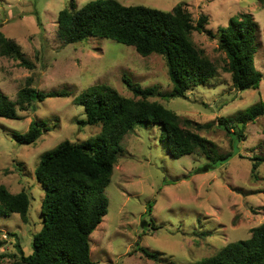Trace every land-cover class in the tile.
<instances>
[{
	"label": "rangeland",
	"instance_id": "374dc122",
	"mask_svg": "<svg viewBox=\"0 0 264 264\" xmlns=\"http://www.w3.org/2000/svg\"><path fill=\"white\" fill-rule=\"evenodd\" d=\"M70 1L0 0V32L13 37L34 62L29 69L0 55V90L14 99L31 74L36 89L70 91L36 100L25 109L16 106L18 117L0 116V183L12 192L25 189L30 198L26 221L18 212L0 216V264L11 263L9 254L17 250L16 240L25 254L31 253L32 234L42 226L43 188L34 174L40 154L63 139L81 141L101 129L100 124L78 122L84 112L74 98L98 82L139 97L129 89L124 75L141 86L156 85L160 91L173 86L159 53L141 55L133 45L99 35L77 41L59 37L57 15ZM73 1L79 8L89 0ZM118 1L164 10L183 2L194 21L206 13V26L213 31L241 11L249 12L257 24L254 63L262 77L256 88L237 89L224 69L225 53L217 47L216 38L193 30L191 38L214 61L216 75L190 87L184 97L148 96L194 122L214 120L198 131L218 151L232 150L228 159L210 166L197 152L173 157L158 123L137 124L122 138L123 150L104 188L107 212L89 235L90 257L97 264H194L227 242L248 237L250 228L264 221V161L257 167V177L250 172V157L264 153V113L247 122L245 137L239 141H232L216 120L264 101V0ZM35 118L45 119L48 129L33 143H18L13 131L24 132ZM136 243L158 250L161 260L146 257L135 249Z\"/></svg>",
	"mask_w": 264,
	"mask_h": 264
},
{
	"label": "trees",
	"instance_id": "16d2710c",
	"mask_svg": "<svg viewBox=\"0 0 264 264\" xmlns=\"http://www.w3.org/2000/svg\"><path fill=\"white\" fill-rule=\"evenodd\" d=\"M207 23L206 13H200L194 21L183 2L164 10L145 4H123L118 0H89L76 8L71 0L59 10L56 29L59 37L77 41L88 35H99L133 45L141 55L159 53L165 59L173 86L169 91H160L156 85L141 86L124 75L129 89L139 97L120 94L113 87L98 82L74 98L84 112L78 122L100 124L101 129L81 141L63 139L40 154L34 174L43 188L42 226L32 234L31 253L25 254L18 240L14 242L17 250L9 254L12 256L10 264H97L90 257L89 235L107 212L108 197L104 188L123 150L122 138L137 124L158 123L173 157L197 152L210 161V166L228 159L232 150L218 151L216 145L198 131L213 125L214 120L194 122L148 98L154 94L184 97L190 87L216 75L214 61L191 38L193 30L216 38L217 47L225 53L224 69L230 73L237 89L258 86L262 72L254 63L258 28L253 16L246 11L233 14L228 23L216 31L207 27ZM0 55L12 57L29 69L34 67L20 44L2 32ZM32 81V75H27L14 99L0 90V116L18 117L16 106L25 109L36 100L70 92L65 88L42 91L32 86ZM263 113L264 101H258L232 115L218 116L217 125L232 141H239L245 137L243 131L247 122ZM48 127L45 119L35 118L24 132L13 131V137L18 143H33ZM250 159V172L257 177V167L264 161V153L253 154ZM29 203L25 189L12 192L0 183V216L18 212L26 221ZM150 209L151 204L147 209L149 214ZM10 233L16 236L15 232ZM135 249L156 262L161 260L158 250L139 243ZM194 264H264V221L251 227L248 237L229 241Z\"/></svg>",
	"mask_w": 264,
	"mask_h": 264
}]
</instances>
